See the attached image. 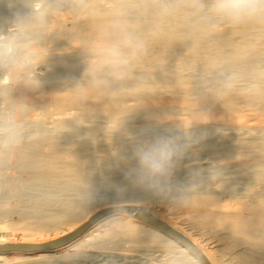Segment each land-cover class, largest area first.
Masks as SVG:
<instances>
[{
  "label": "bare ground",
  "instance_id": "6f19581e",
  "mask_svg": "<svg viewBox=\"0 0 264 264\" xmlns=\"http://www.w3.org/2000/svg\"><path fill=\"white\" fill-rule=\"evenodd\" d=\"M11 1L0 0V27H5L17 11H26L23 3L16 11ZM71 15L70 19L58 16L52 21L53 37L40 50L45 55L51 46L44 62L47 71L38 76L40 86L15 93L24 98L39 95L26 100L28 111L24 117L29 116L26 119L29 127L37 131L26 136L22 146L13 153L12 173L0 187V245L57 242L99 211L112 208L84 204L81 193L86 182L98 198H114L117 189H124L131 200L153 198L129 178L131 170L137 166L133 151L136 143L151 142L160 137L159 133L168 132L170 136H180L181 143H189L186 152L193 163H199L184 171L188 174L195 169L201 170L198 181L178 173L173 175L172 184L176 187L200 185L191 201L179 208L193 221L200 222L202 228H210L212 242L207 243L208 247L201 246L203 241L198 242L166 216L147 207L139 209L183 235L209 264H217L213 256L219 257L220 248L221 252L226 251L222 257L227 256L229 264L232 261L264 264V184L250 187L252 180L246 174L247 164L264 161V106L255 107L240 96L226 98L221 105L209 102L203 109L208 112L209 119L199 122L194 120L204 117L196 112L189 93L192 79L210 73L217 66L264 57V38L246 31L224 30L209 40L197 41L194 48L186 50L183 30L176 25L168 26L155 36H149V51L140 65L141 71L155 76L153 86L114 100L89 101L94 114L85 116L90 126L82 128L71 121L77 115L78 106L74 94L68 90L83 77L89 56L85 47L96 21ZM143 107L147 110L134 111ZM131 111L134 112L126 116ZM191 116L193 118L189 119ZM123 118L122 129L114 132ZM170 120L184 126L194 121L188 129L190 139H185L183 130ZM136 123L147 125L135 127ZM67 124L74 131L65 132ZM109 130L114 132L110 138L112 142L99 145L98 138ZM88 134L94 139L84 138ZM100 151L103 155H98ZM4 157L1 165L9 160ZM213 165L215 179L210 171ZM218 181L221 187L216 186ZM224 192L234 201L232 205L220 200L219 195ZM49 194L54 196L49 197ZM97 208L99 210L85 217ZM14 213L19 217L18 223L4 221ZM81 218H84L82 224L61 236L41 238L44 233L57 230L60 225L77 223ZM15 231H22L21 238H12ZM197 236L201 240L205 234L199 231ZM80 237L77 242L52 252L12 253L16 256L11 259L3 256L11 254H0V264H59L76 258L86 260L92 250L106 245L114 249L128 245L132 250L148 252L157 248L160 238L173 240L152 226L123 214Z\"/></svg>",
  "mask_w": 264,
  "mask_h": 264
},
{
  "label": "clouds",
  "instance_id": "9594fccd",
  "mask_svg": "<svg viewBox=\"0 0 264 264\" xmlns=\"http://www.w3.org/2000/svg\"><path fill=\"white\" fill-rule=\"evenodd\" d=\"M22 3L26 11L17 12L6 27H0V154L9 156L29 132L24 118L28 111L27 99L15 93L40 86L38 67L45 62L51 46L45 55L40 50L53 37L52 21L62 14L96 21L85 47L89 56L83 77L68 90L74 94L78 106L77 115L71 120L77 126H90L85 119L86 115L94 114L89 101L114 100L153 86L155 76L141 71L140 65L149 51V36L168 26L176 25L183 30L186 50L194 48L197 41L209 40L224 30L246 31L264 38V0H22ZM189 93L196 112L204 117L194 120L199 122L209 119L208 112L203 110L206 104L221 105L226 98L234 96L262 107L264 57L217 66L210 73L192 79ZM137 110H147V107L134 111ZM124 118L114 132L122 129ZM170 121L183 130L185 139H190L188 129L194 121L188 126ZM72 131L67 124L65 132ZM84 138L94 139L90 134ZM189 147V143H181L180 136H161L151 142L136 143L133 158L137 166L129 178L135 186L168 206H186L200 185L176 187L172 178ZM210 171L215 179V165ZM246 174L252 180L250 187L264 184V161L247 164ZM200 175L199 169L191 172L194 181ZM81 200L86 205L112 207L116 209L115 215L127 216L129 206L140 208L147 203L129 199L124 189H117L114 198H98L87 182ZM156 250L159 264H201L198 252L178 241L160 238Z\"/></svg>",
  "mask_w": 264,
  "mask_h": 264
},
{
  "label": "rangeland",
  "instance_id": "374dc122",
  "mask_svg": "<svg viewBox=\"0 0 264 264\" xmlns=\"http://www.w3.org/2000/svg\"><path fill=\"white\" fill-rule=\"evenodd\" d=\"M11 2H12V4L14 2V4H13L14 6L11 5V7L13 6L16 11H17L18 6H20L22 4V0H13ZM15 10L13 11V13L16 12ZM17 12H19V11H17ZM13 15L15 16V14H13ZM71 16H72L71 14H62V15H60V17L62 19H70L69 17H71ZM46 71H47V66H45V63H42L38 67V76L39 75L40 76L43 75L44 73H46ZM37 97H39L38 94H31L26 99L27 100H33V99H35ZM27 118H29V116H27L25 119H27ZM188 118L192 119L193 116L188 117ZM99 122L103 123L102 120H99ZM73 124L76 125L74 122H73ZM145 125H147V124H145V123H141V124L140 123H136L134 126L135 127H146ZM78 127L86 128V126H78ZM31 129H33V130H31ZM36 131H37V129H34L33 127H29V132H28V134L26 136H31ZM163 133H165V135H162ZM163 133H159L158 135L160 137L161 136H170V133H168V132H163ZM111 137H112V131L110 132V130H109L108 133H106L104 136H101V137L98 138L99 145H101V146L104 145L105 146L106 144L107 145L110 144V142H112V139H110ZM99 139H100L101 142L99 141ZM101 139H103L104 141L101 140ZM21 146H22V144L19 147H21ZM100 152H98V155H103L102 154L103 152L102 151H100ZM14 153H16V152H14ZM185 154H184L183 158L178 162V166H177L174 174L178 173L180 175H184L185 177H188L189 179H192V177L190 175L191 172H189L187 174V172H185L184 170L186 168H189L190 166H193V165H196V164H199V163H196V162L193 163V160L191 161L190 155L188 156L187 152ZM13 155L14 154H12L10 156L9 155H5L9 160H7L5 165H3V164L1 165V162L3 160L2 158L4 157V155L0 154V161H1L0 162V187L3 186V184H5L7 182L6 180L9 179V176L12 173V167H11L12 161H11V158L13 157ZM1 156H3V157L1 158ZM4 160H5V157H4ZM9 163H10V165H9ZM2 180H4V181L2 182ZM216 186L217 187H221L222 183L220 181H218V182H216ZM51 195L54 196V194H51ZM51 195L49 197H51ZM219 198H220V200L227 201L231 205L234 202V201H232V199L230 198V196H229V194L227 192L221 193L219 195ZM151 199H153V200H151ZM151 199H145L144 198V199H141V200H144V201L147 202L145 207L153 209L154 211H156L160 215L166 216L171 221L175 222L180 227H182L186 231H188L193 237L198 239L199 240L198 242L203 241V242H200L201 244L199 243L201 246L202 245H206L207 246V243L212 242V240L210 241V238L212 236H210L211 234L208 233L210 228H208L209 230L206 227L202 228L203 225H201V223L198 222L197 220L193 221L191 219V217L187 214V212L184 209H180L179 207L168 206V204L166 202H161L159 199H157L155 197H153ZM154 199H156V200H154ZM97 210H99V208L94 209L90 214L85 215V217L92 215ZM117 216L118 215L111 216V217H108V218H105V219L103 218V220L101 219L102 221L99 220L100 222L98 221V223L95 224L90 229L94 230L95 228H97V226L99 224H102L103 222H105L107 220L111 221V220L117 218ZM4 221L8 222V223H13V224L14 223H18L19 222V217L17 216V214L14 213V214H11ZM83 221H84V218H81V220L79 222L74 223L72 225H60L57 228V230L55 229L53 231H49L47 233H44V235H42L41 238H50V237H55V236L59 237L62 234H64L65 232H67L68 230L79 226L80 224H82ZM111 225H112V223H110V226ZM199 231H202L205 234V236L201 240H200V236L199 237L197 236V233H199ZM21 234H22V231H15L12 234V235H14L12 238H21ZM0 235H2V233H0ZM78 240H76L75 242H77ZM215 250H217V249H215ZM221 250H222V248L219 249V251H220L219 257H217V256L215 257V255L214 256L212 255L214 257V260L216 261L217 264H229L228 261H227L228 257L227 256L222 257L226 253V251L224 250L223 252H221ZM92 251L93 252H92L91 256L89 257V259L83 260V259L76 258V259H73L70 262L62 261L59 264H66V263H68V264H159V261L156 259V253H157L156 248H154V249H152V250H150L148 252H142V251H139V250H132V249H130L128 247V245L124 246V248H121V249H114L111 246L106 245V246H100L99 248L94 249ZM3 256L5 258H7V259L8 258L11 259V258H14L16 256V254L3 255ZM230 264H237V263L235 261H232Z\"/></svg>",
  "mask_w": 264,
  "mask_h": 264
},
{
  "label": "water",
  "instance_id": "95a60500",
  "mask_svg": "<svg viewBox=\"0 0 264 264\" xmlns=\"http://www.w3.org/2000/svg\"><path fill=\"white\" fill-rule=\"evenodd\" d=\"M127 214L132 218L138 219L139 221L152 226L153 228L157 229L158 231L162 232L166 236L170 237L174 241H178L180 244L185 246L188 249L198 252L201 264H209L207 259L203 256V254L183 235L178 233L177 231L170 228L164 222L156 219L155 217L147 214L142 209L139 208H131L128 207L126 209ZM116 214V209L108 208L96 213L90 220L85 223L84 225L80 226L74 232H72L66 238L59 240L57 242L48 243V244H4L0 245V254H12V253H46L59 250L66 245L72 243L76 239H78L81 235H83L86 231L90 229L96 222L99 220L106 218L108 216H113Z\"/></svg>",
  "mask_w": 264,
  "mask_h": 264
}]
</instances>
